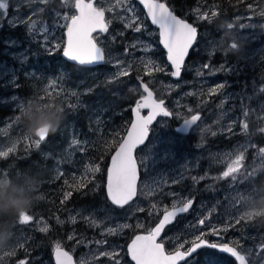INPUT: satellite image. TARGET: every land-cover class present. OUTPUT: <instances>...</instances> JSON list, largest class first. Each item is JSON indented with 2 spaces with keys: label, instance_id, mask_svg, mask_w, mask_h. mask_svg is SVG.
I'll use <instances>...</instances> for the list:
<instances>
[{
  "label": "rangeland",
  "instance_id": "374dc122",
  "mask_svg": "<svg viewBox=\"0 0 264 264\" xmlns=\"http://www.w3.org/2000/svg\"><path fill=\"white\" fill-rule=\"evenodd\" d=\"M60 3L66 11L54 12L58 20L53 28L44 21L40 0H9L7 15H3L5 10H0V29H3L0 102L4 103L0 108L8 110L5 116H0V151L15 145V150L7 157H0V162L10 156L24 158L41 149L51 133L62 140L59 148L41 154L44 160L52 162L43 165L47 172L37 177L36 187L35 179L19 173L13 174L18 179L12 187L7 170L0 167V205L3 201L12 203L18 199L44 200L46 192L42 184L48 183L50 178L68 182L69 178H77L82 173L90 181L84 190L89 199L81 205L71 204L63 209V214L54 212L52 207L27 211L33 217L31 222L20 224L16 217L8 228L1 227L0 264H20L21 260L27 264H54L52 251L57 243L74 255L76 264H115V260L119 264H134L126 249L131 236L152 230L161 212L188 198L195 200L189 212L165 229L161 238L167 251H174L181 243L187 248L203 233V238L230 244L243 254L251 250V255H246L249 264H264V251L257 255L258 246L264 243V219H242L239 224L235 223L246 209L264 208V154L259 152L264 147V133L259 131L264 128V92L261 91L264 88V0H250L245 10L233 17L226 16L225 10L218 7L220 3L213 0H197L192 8H185L182 17L197 26L202 24L203 29L191 49L192 61L186 60L179 79L171 77V67L165 63L158 44L157 28L148 22L135 0H121L119 4L117 0H96V6L106 11L109 26L107 33L93 34L105 53L106 69L91 68L74 81L68 80L61 51L65 25L69 22L64 17L75 15L76 11L74 0H61ZM30 5L32 8L28 9ZM213 11L217 12L216 16L211 15ZM204 12L209 14L210 20L199 18ZM133 15L142 25L140 32L126 27ZM29 16L36 22L33 32L28 31L31 21L18 22L27 21ZM19 25H23L21 32ZM41 28L48 29L50 42L47 45ZM18 33L23 41L14 37ZM233 42L236 48L230 50ZM204 52L206 58L200 60L199 55ZM148 61L152 62V67L159 66L163 70L148 75L145 67ZM35 65L46 66V69L35 70ZM47 67H52L53 71H47ZM123 70L128 74L133 71L137 80H119ZM140 71L148 77L144 78ZM140 81L154 89L155 96L164 100L172 115L159 117L151 125L146 144L136 151L141 169L137 197L127 206L115 207L102 201L100 189L105 179L102 180L99 165H91L100 169L91 173L81 165V159L92 151L102 136L112 140L118 136L119 127L112 124L111 119L113 112L121 111L116 108L115 101L129 97V93L141 96ZM111 84L121 85V88L110 92L107 85ZM221 84L224 85L222 89L210 94L211 89ZM24 87L28 94L20 91ZM88 93L94 95L89 102L85 98ZM54 104L63 109L64 118L36 147L34 142L38 137L28 129L46 119L53 112ZM195 114H199L200 119L189 132L178 133L176 127L181 121ZM78 117L82 118L85 128L76 123ZM242 122L248 123L247 132L242 129ZM190 133L194 136L188 139L193 135ZM73 140L80 143L73 144ZM222 141L231 144L223 146ZM49 146L53 148L57 144L53 140ZM240 152L244 153V160L240 171L234 174L236 179L223 178L222 173ZM173 179L177 182L172 183ZM209 179H215L212 184L218 185L212 193L209 196L196 194L194 186ZM10 184L8 193L13 197L6 199ZM208 185H203L206 190ZM202 219L205 220L203 225L199 224ZM93 220L97 223L93 224ZM45 224L47 231L56 229L53 240L46 247L34 236L35 231L47 232L40 230ZM109 228L118 231L110 234ZM213 228L223 230L215 235ZM70 236L73 238L69 239ZM97 241L104 243L97 244ZM113 250L119 254L115 259L100 254ZM202 256L204 259L206 254ZM190 261L194 258L185 264Z\"/></svg>",
  "mask_w": 264,
  "mask_h": 264
},
{
  "label": "snow or ice",
  "instance_id": "6c2138e0",
  "mask_svg": "<svg viewBox=\"0 0 264 264\" xmlns=\"http://www.w3.org/2000/svg\"><path fill=\"white\" fill-rule=\"evenodd\" d=\"M41 3H47V0H40ZM121 0H117L119 4ZM140 3L144 5L147 9V14L151 18V22L154 25H158L160 32V42L163 44L164 48L167 49L168 60L171 62L173 71L172 76L179 77L181 73V68L184 63V58L188 53L190 47L197 37V29L193 27L192 24L185 22L184 20L178 19L173 12L170 10L166 3L160 2V0H140ZM9 7V0H0V10H5L3 15L6 16V10ZM75 9L78 11L77 15H72L70 17L65 16V20H69L65 27L67 28V44L64 49V55L71 60L78 61L80 64H91L104 59V53L100 47L97 46L95 39L93 38V32L99 30L100 32L108 31V24L104 19V9L94 7L91 0L85 2V0H75ZM251 7V6H249ZM42 10V9H41ZM132 11V9H128ZM35 15V13H33ZM212 16H216L217 12L213 11ZM201 20H210L211 17L207 12H204L199 17ZM137 17L133 15L126 27L134 28V31L140 32L142 25L137 23ZM31 21L28 27L29 32H33L36 28V22L32 20L29 16L27 21H18L19 23H28ZM12 24L13 21L9 20ZM231 27V24L229 25ZM41 33H43V41L47 45L49 41V35L47 28H41ZM243 39V38H241ZM135 47V45H133ZM236 44L233 42L229 45V49H235ZM47 50V48H46ZM152 62L148 61L145 67L148 69L147 74L151 75L153 71H162L159 66L152 67ZM121 76L128 75L127 70H123L119 73ZM143 91L147 93L146 96H142L141 100L137 102L135 108L136 120L131 125V130L127 133V137L123 139L118 145V150L112 157V165L108 170V183L107 192L108 197L113 204L123 207L128 204L129 201L136 196L137 193V162L133 156V150L138 146L144 144L145 140L149 134V125L155 120L159 115L165 117L171 116L172 113L164 107V101L161 99L158 102L153 99V93L149 89L147 84L141 83ZM223 84L218 85L217 88L211 89L210 94H214L218 89H222ZM47 89L45 92L47 93ZM264 92V88H261ZM51 95L50 93H48ZM149 109V114L147 116H141L140 110ZM191 112L192 110L189 109ZM245 117L248 113H244ZM200 119V116L192 115L190 119L184 121V129L187 130L191 126L195 125ZM248 123L242 122V129L247 132ZM259 131L264 133V128H260ZM48 131L46 128L39 129L35 135L38 139L34 142L36 147H39L40 143L46 139ZM73 144H79L77 140H73ZM15 150V145L8 148L6 151H0V157H7L10 152ZM261 154H264V147L259 149ZM244 160V153L240 152L235 156V159L228 165L227 170L222 173L223 178L232 177L233 180L236 179L235 173H238L242 167V162ZM100 169L98 166L88 167L87 171L91 173L98 172ZM193 179H196L193 177ZM88 181L87 177L78 180L76 183L72 184L70 187L74 190H80L86 187ZM172 183L177 181L173 179ZM168 183V181H164ZM151 194V193H149ZM171 194V193H170ZM72 195L71 191L64 194V201H66ZM174 195V194H172ZM64 201H61L62 203ZM193 201L191 199L184 200L180 202V205L173 204L172 209L169 211L165 209L163 218L157 224V226L150 230L147 235H137L132 243L128 246V252L131 255L135 264H180L181 261H187L189 258L195 254L198 249L202 247H210L213 249H219L222 252L229 253L231 256L239 262V264H248L246 260V255H251V250H248L246 254H242L238 251L236 247L230 246L227 243L209 244L208 241L203 239V233L196 236L195 239L190 243V246L185 248V244L181 243L172 253H166L164 245L162 243H157V237L160 235L161 231L164 229L165 225L171 223V221L179 214L184 213L189 210L192 206ZM239 203V201H238ZM153 208L156 206L153 205ZM142 211V209H141ZM33 217L27 212L21 213L18 217V223L27 224L31 222ZM72 222L75 223V217H72ZM206 219V218H205ZM246 218L241 216L235 220L236 224L240 223V220ZM93 224L97 222L95 220L91 221ZM205 220L199 221V224L203 225ZM121 227H129V225H122ZM42 232L48 230L47 225L40 229ZM223 229L213 228L212 234L219 235L220 231ZM118 231L116 228H109L107 232L110 234H115ZM73 237H69L72 239ZM97 244L104 243L103 241H97ZM187 243V242H185ZM259 251H264V243L258 246ZM10 255L11 253H5ZM101 255L109 256L111 259H115L119 254L114 250L112 252H102ZM56 264H72V257L65 252L59 243L55 247ZM20 264H27L26 261L21 260ZM115 264H119L118 260H115Z\"/></svg>",
  "mask_w": 264,
  "mask_h": 264
},
{
  "label": "trees",
  "instance_id": "16d2710c",
  "mask_svg": "<svg viewBox=\"0 0 264 264\" xmlns=\"http://www.w3.org/2000/svg\"><path fill=\"white\" fill-rule=\"evenodd\" d=\"M196 1L197 0H169V2H167V3H171L173 5L172 9L178 15L182 16L183 13H185L184 9L185 8H192L195 5ZM213 1L216 2L217 4L220 3V5L218 7L223 8L225 10L224 13L226 16L233 17L235 14H239V13L243 12L245 10V5L250 0H213ZM186 19H188V18H186ZM198 27H199V35H200L202 32L203 26H202V24H200ZM205 54H206L205 52L201 53L199 55V59L204 60L206 58ZM192 58H193V54L191 52L189 54V57L187 60L192 61ZM64 67H65V70L68 72V76H69L68 80L69 81H74L75 78H79V77L82 78L91 68H95V69H98L100 71H103V70L105 71V69H106V66L104 64L101 66H98V67H81V66H77V65L67 63V62L64 63ZM31 68H33V67H31ZM39 69L45 70L46 66L39 68L38 65H35V70H39ZM51 70L53 71L52 67H47V71H51ZM139 74L143 75L144 77H147V75H144L143 71H140ZM125 78L131 79V81L129 80L130 82L137 80L134 77L133 71H131V73L126 75V76L120 77L119 80L122 81ZM107 87L109 90H111L110 92H114L118 88H121V85L111 84V85H107ZM20 90L22 92H25L26 94H28V90L26 87H24V89L21 88ZM102 93H105V92H102ZM128 96L129 97L123 98L119 101H117V100L115 101V102H117L115 104L116 108H118V110L120 109L121 111L120 112L115 111L111 115L112 124H114L117 128L119 127L118 136L114 140H112L110 138H106L105 136H102L100 138V142L96 146L93 147L92 151L87 153L86 156L83 159H81V161H82L81 165L83 167L85 166V169L90 167L91 165L93 166L95 164H98L99 167L101 168L102 180L105 179V170H106L108 158H109L111 152L113 151V149L119 143L123 133L125 132V129H126L128 123L131 119L130 108L136 102V100L139 98L138 95L131 94V93H129ZM85 98H86V101L89 102V101L94 99V95L92 93H88V94H85ZM7 112H8V110L5 108L0 109V115L1 116L2 115L5 116L7 114ZM117 112H119V113H117ZM76 123L78 125H81L83 128H85L84 122L82 121V118H79V117L76 118ZM171 124H175V121H171ZM193 136H194V134L189 135L188 139L193 137ZM217 136L222 137V135H217ZM49 137L50 138L46 143L43 142L41 149L33 152L32 154H30L24 158H21L18 156L17 157L10 156L9 158H7L5 160H1L0 167L3 168L4 170H7L8 175L10 176V182L12 184V187H13V184L14 185L16 184L15 181L18 179V178H15L13 176L14 173H19L21 175H25L26 177H28L30 179H35V177L37 178V177L41 176L42 172H47L46 169L44 168V166H47V165H44V164L45 163L49 164L52 161H51V159L44 160V158L42 157L41 154H43L45 152L53 151L52 149L59 148L61 146V142H62V140H60V137L56 133H51L49 135ZM53 140L56 142L57 147L52 148L49 146ZM59 140H60V142H59ZM212 140H215V138ZM224 143H225V145H223V146H229L231 144L229 141H226V142L222 141V144H224ZM212 173H215V171H212ZM84 177H86V176L84 173H82L77 178L76 177L69 178L68 182H62V181L50 178L47 181L48 183L42 184V187L45 188V192H46L44 200L33 202L32 206L27 211L31 212V211L37 210V209L43 210L45 208L52 207L54 212H57L59 214H63V213H61V212H63V209L69 208V206L71 204H76V205L80 204L81 205V204H84L85 202H88L87 199H89V195H87L84 192L85 187L80 189V190H74L73 188L70 187L72 184L76 183L78 180L83 179ZM45 178H47V177L43 176V179H45ZM214 181H215V179H209L206 181L202 180L200 182V184L198 183L196 186H194V191L196 192V194H206L207 193V196H209V194L212 193L211 190L218 186V185L212 184V182H214ZM204 183L209 184L207 190L203 186ZM11 184L5 193L6 199L13 197V196H10L8 193L11 190ZM68 191H71L72 195L66 201H64V194ZM100 194H101L102 201L107 202L103 187H101V189H100ZM1 200H2V198H1ZM48 201H50V202H48ZM61 201H64V202L62 203ZM5 202H7L8 204H11L8 201H3L2 204H4ZM15 220H16V214H15V211L13 209L9 208L6 211L1 210L0 228L1 227H7L8 228V226H10L12 223H14ZM55 231H56L55 228L50 229L46 233H41L39 231H35L34 236H35L37 242L44 243L45 247H46L53 240ZM202 253L206 254V257L204 259H203ZM193 258H194V261L193 262L190 261L188 264H206V261H207V264H208V262H210V263L212 262L214 264L217 262H222L223 264H235L232 258L226 256L225 254L219 253L215 249H211V248L200 249L199 251L196 252V254L193 256Z\"/></svg>",
  "mask_w": 264,
  "mask_h": 264
},
{
  "label": "water",
  "instance_id": "95a60500",
  "mask_svg": "<svg viewBox=\"0 0 264 264\" xmlns=\"http://www.w3.org/2000/svg\"><path fill=\"white\" fill-rule=\"evenodd\" d=\"M135 1H136V2L142 7V9H143V11H144V13H145V15H146V18H147L148 21L152 24V22H151V18H150V17L148 16V14H147V9L144 7V5H143L142 3H140V0H135ZM85 2H88V0H85ZM91 2L93 3L94 7H97V6L95 5V0H91ZM160 2H162V3H166L164 0H160ZM74 4H75V2H74ZM166 4H167V3H166ZM167 5H168V4H167ZM168 7L170 8V10L173 12V14H174L178 19L184 20L185 22H187V23H189V24H192L193 27H196V29H197V36H198V28H197L196 25H194V24H193L192 22H190L189 20H187V19L181 17L180 15H178L177 13H175V11H173L169 5H168ZM74 8H75V7H74ZM97 8H98V7H97ZM75 11H76V14H75V15H77V14H78V11H77L76 9H75ZM104 13H105V15H104V19H105V17H106V12H105V10H104ZM105 22H106V19H105ZM68 23H70V21H69ZM106 23H107V22H106ZM152 25H154V24H152ZM154 26H156L157 29H158V42H159L160 46L162 47L163 51L165 52V59H166L167 64L170 65V67H171V73H172V71H173L174 69H173V67H172V65H171V62L168 60L167 49L164 48L163 44L160 42V35H159L160 29H159V26H158V25H154ZM108 28H109V26H108ZM97 32H99V33H101V34H105V33H107V32H100L99 30H97V31L93 32V34H94V33H97ZM93 34H92V35H93ZM64 37H65V41H64L63 49H62V51H61V56H62V58H63L66 62L71 63V64H75V65H78V66H82V67H97V66H101V65L104 64V62H105V54H104V59H103V60H101V61H97V62H94V63H91V64H80L78 61H74V60H71V59H69L68 57H66V56L64 55V49H65L66 44H67V28H65V30H64ZM93 38H94V37H93ZM196 39H197V37H196ZM95 41H96V40H95ZM195 41H196V40H195ZM96 43H97V42H96ZM194 43H195V42H194ZM194 43H193V45H194ZM193 45H192V47H193ZM97 46L101 48V46H100L98 43H97ZM192 47L189 48L188 53H187V55H186L185 58H184V63H185V60H186V58L188 57V55H189V51L191 50ZM101 49H102V48H101ZM102 51H103V49H102ZM103 53H104V51H103ZM184 63H183V65H184ZM183 65H182V67H183ZM181 72H182V71H181ZM180 75H181V73H180ZM171 77H172V78H177V79L180 78V76H179V77H175V76H172V75H171ZM141 83H142V82H141ZM141 83H140V88H141V91H142L143 94L140 96V98H139L138 101L141 100L142 96H146V95H147V93H145V92L143 91V88L141 87ZM143 83L146 84V82H143ZM148 87H149V89H150V90L152 91V93H153V99H155L157 102H158L159 100H161V99H157V98H156L155 93H154V90H153L149 85H148ZM162 100H163V99H162ZM163 101H164V100H163ZM136 104H137V103H136ZM136 104H134V105L131 107V109H130V112H131V120H130V122H129V124H128V127L126 128L125 133H124L123 137L121 138V141H120V142H122L123 139L127 137V133L131 130V125H132V123H134L135 120H136V114H135ZM164 107H166L165 103H164ZM166 108H167V107H166ZM167 109H168V108H167ZM168 110H169V109H168ZM149 111H150L149 109H144V108H142V109L140 110V114H141V116H147V115L149 114ZM169 111H170V110H169ZM170 112H171V111H170ZM195 115H197V114H195ZM198 115H199V114H198ZM162 116H163V115H159V116H157V117L155 118V120L152 122L151 125L155 124V122L157 121V119H158L159 117H162ZM199 116H200V115H199ZM168 117H170V116H168ZM190 118H191V117H189V118H187V119H190ZM187 119L182 120L181 123L176 127V131H177L178 133H181V134H187V133L189 132L190 128L187 129V130L184 129V121L187 120ZM151 125H149V134H148V137H149V135H150ZM191 127H192V126H191ZM148 137H147V139L145 140L144 144H146V142H147V140H148ZM120 142H119V143H120ZM144 144H142V145H138V146L133 150V156H134L135 160H136V156H135V151H136V149H138L139 147L143 146ZM118 145H119V144H118ZM118 145L116 146V148L112 151V153H111L110 156H109V160H108L107 167H106V173H105V184H104V192H105L106 199L108 200V202H109L110 204H112V205L115 206V207H120V206L113 204L112 201L110 200V198L108 197L107 183H108V170H109V168H110L111 165H112V157L115 155V152L118 150ZM136 162H137V160H136ZM137 169H138V174H137V183H136V187H137V193H138V183H139V181H140V172H139V168H138V163H137ZM137 193H136V196L133 197V199H132L131 201H129L128 204H130L133 200H135V198L137 197ZM191 200H192V199H191ZM192 201H193V200H192ZM128 204H126V205H128ZM192 204H193V203H192ZM126 205H124V206H126ZM179 205H180V204H179ZM179 205H177V206H179ZM124 206H123V207H124ZM190 208H191V207H190ZM190 208H189V209H190ZM171 209H172V207L168 208L167 210L170 211ZM164 212H165V210L160 214V218H159L158 221L153 225L152 229H154V228L157 226V224L160 222V220L163 218ZM185 213H186V212H184V213H179V214H178V215H177V216L171 221V223H168V224L165 225L164 229L161 231L160 235L157 237V243H162V244L164 245V243L160 240V238H162V236H163V232H164L165 228H167L169 225H171V224L175 221L176 218L180 217L181 215H183V214H185ZM147 234H148V232H145V233H143V232H137V233H135V234L132 236V238L128 241L127 245H126V249H127L128 257H129V259H130L134 264H135V261L132 260L131 255H130L129 252H128V246L132 243V241L135 239V237H136L137 235H147ZM203 239H205V238H203ZM205 240L208 241L209 244L214 243V242H210V241L207 240V239H205ZM216 244H223V243H216ZM229 245H230V244H229ZM230 246H232V245H230ZM164 248H165V246H164ZM202 248H206V247H202ZM202 248H201V249H202ZM207 248H210V247H207ZM62 249H63L65 252H67V253L69 254V256L72 257V264H75V257H74V255H73L72 253H70L69 251L65 250L64 248H62ZM212 249H213V248H212ZM198 250H200V249H198ZM215 250L218 251L219 253H222V254H225V255L231 257V258L234 260L235 264H239V262L235 259V257L231 256V254H229V253H225V252H222V251H220L219 249H215ZM237 250H238V249H237ZM238 251H239V250H238ZM165 252L170 254V253H172L173 251L167 252L166 249H165ZM193 255H194V254H193ZM189 260H190V258H189L187 261H189ZM246 260H247V259H246ZM52 261H53L54 264H56L55 249H53V251H52ZM187 261H186V262H187ZM247 261H248V260H247ZM186 262H185V261H181L180 264H184V263H186ZM248 264H249V263H248Z\"/></svg>",
  "mask_w": 264,
  "mask_h": 264
},
{
  "label": "clouds",
  "instance_id": "9594fccd",
  "mask_svg": "<svg viewBox=\"0 0 264 264\" xmlns=\"http://www.w3.org/2000/svg\"><path fill=\"white\" fill-rule=\"evenodd\" d=\"M63 118H64L63 109L59 105L54 104L53 112L46 119H44L39 125L29 127L28 130L29 132L36 133L39 129L46 128L48 133L54 132L56 128L59 127ZM38 183L39 181L35 177L34 187H36ZM33 202H34V198L18 199L13 201L11 204L5 202L4 204L0 205V210L6 211L9 208H11L15 211L16 217H19L21 213L27 212V210L32 206ZM242 215L245 216L246 218H250V220L256 218L264 219V208L246 209L245 212L242 213Z\"/></svg>",
  "mask_w": 264,
  "mask_h": 264
},
{
  "label": "flooded vegetation",
  "instance_id": "af4514ba",
  "mask_svg": "<svg viewBox=\"0 0 264 264\" xmlns=\"http://www.w3.org/2000/svg\"><path fill=\"white\" fill-rule=\"evenodd\" d=\"M60 1L61 0H48L47 3H41L42 4V7L41 8H43V10L41 11V14H42V16L44 18V21H47L49 27H51V28L54 27V23L58 20L57 18H55L54 12L55 11H66V8L63 5H61ZM74 2H75V0H74ZM95 4H96V0H95ZM30 8H32V5H30L28 7V9H30ZM20 10H21V8H20ZM23 10L25 11V8ZM23 25H19L18 31L21 32V30H23V28L21 27ZM55 28H56V26H55ZM2 30L3 29H0V48L3 46V44L1 43V33H2ZM10 31L13 33L14 30L11 29ZM14 37L16 38V40H21V41L24 40V38L23 39H20V37H21V34L20 33L14 34ZM144 78H146V77H144ZM0 109H2V108H0Z\"/></svg>",
  "mask_w": 264,
  "mask_h": 264
}]
</instances>
